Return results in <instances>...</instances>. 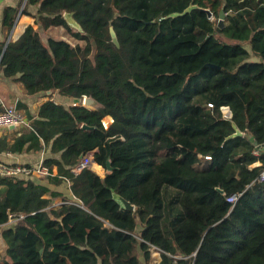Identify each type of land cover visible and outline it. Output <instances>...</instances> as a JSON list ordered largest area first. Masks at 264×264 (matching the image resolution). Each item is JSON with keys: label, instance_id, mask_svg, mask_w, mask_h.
<instances>
[{"label": "trees", "instance_id": "1", "mask_svg": "<svg viewBox=\"0 0 264 264\" xmlns=\"http://www.w3.org/2000/svg\"><path fill=\"white\" fill-rule=\"evenodd\" d=\"M18 13L4 8L7 32ZM20 13L77 43L29 24L0 41V72L73 103L18 102L28 124L0 136V155L47 150L56 170L0 176V264H141L137 248L146 262L160 250L155 264H264V0H25ZM85 153L103 176L71 172Z\"/></svg>", "mask_w": 264, "mask_h": 264}, {"label": "crops", "instance_id": "2", "mask_svg": "<svg viewBox=\"0 0 264 264\" xmlns=\"http://www.w3.org/2000/svg\"><path fill=\"white\" fill-rule=\"evenodd\" d=\"M25 2L24 0H0V41L5 38V36L10 37V39L15 40L17 39L20 34L23 32L24 28L31 24L33 27L40 29L38 24H35L34 17L29 14H17V17L15 19V23L12 27V29L7 32L6 28L2 25V19H3V10L6 6H19V11L23 8ZM28 11L32 14L36 12V6L31 5L28 7ZM9 39V40H10ZM53 99L55 102H60L64 106H68L71 103H73V100L69 97L60 95L57 91H46V92H39L35 94H26L21 87V85L14 80L12 77H4L2 72H0V101L9 104L17 106V103H23L26 105L27 109L31 111L32 113H35L38 110V107L42 102L47 100L48 98ZM21 112L24 113V109H19ZM115 111H112L110 113L114 117ZM25 114V113H24ZM109 115V114H107ZM112 117V120H113ZM112 120L109 122V124L112 122ZM103 123V122H102ZM105 127H108L109 125H105ZM15 129L10 128H0L1 135H11V131ZM50 153L47 150H41L39 152H28V153H22V154H10L7 153L6 155H0V159L7 161V162H16V163H35L40 160H43L46 156H49ZM97 164V163H96ZM99 165V164H97ZM101 166V165H100ZM54 173L56 170H53ZM98 173V172H97ZM105 173V171H104ZM104 173H98L100 176H103ZM62 200V197H57L54 199V204L60 203ZM141 226H139V229ZM0 243L3 244L5 247V244L3 242V239L1 237V229H0ZM151 260L149 262H146L143 257L138 256L140 259L141 264H155L159 262L161 258V252L158 249L151 248Z\"/></svg>", "mask_w": 264, "mask_h": 264}, {"label": "built area", "instance_id": "3", "mask_svg": "<svg viewBox=\"0 0 264 264\" xmlns=\"http://www.w3.org/2000/svg\"><path fill=\"white\" fill-rule=\"evenodd\" d=\"M1 102V101H0ZM2 108L0 109V128H9L13 126L17 128L19 126L28 124V120L23 112L18 110L14 105H9L1 102ZM225 109L223 115L225 117H230V110L228 107H222ZM254 153H257L256 151ZM208 157V156H206ZM96 164L93 159L92 153H85L79 157L76 163L70 168L71 172L76 175L80 173L83 169ZM50 168L43 163V160H40L35 163H15L9 164L3 161H0V176L6 177H17V176H29V177H48L53 174ZM259 181H264V170L261 171ZM240 193L230 194L226 200L230 203H234L239 197ZM16 218L10 217L9 222H14Z\"/></svg>", "mask_w": 264, "mask_h": 264}, {"label": "water", "instance_id": "4", "mask_svg": "<svg viewBox=\"0 0 264 264\" xmlns=\"http://www.w3.org/2000/svg\"><path fill=\"white\" fill-rule=\"evenodd\" d=\"M24 2H25V0H24ZM194 7H196V6H194V5H189V6L185 9V11L190 10L191 8H194ZM203 10H204L205 12H207V15H208L209 17L212 16L211 12H210L208 9H203ZM185 11H184V12H185ZM19 14H20V11H19L18 15H19ZM65 17H66V18H67V17L72 18L71 15L68 14V13H65ZM224 17H225V13L223 12V9H221L220 12H219V18H218V22H217V29H219L220 27L223 26V23H224V22H223ZM74 22H75V21H74ZM75 23H76V22H75ZM76 24H77V23H76ZM77 25H78V24H77ZM109 32H110L111 40H112L116 45H118V40H117V37H116V33H115V31H114V29H113L112 26L109 27ZM9 39H10V37H8L7 41H8ZM48 92H50V91H48ZM81 103H82V105H84V106H86V107H89V108H93V107H95V106L98 105L97 100L94 99V98L91 97V96H84V97L82 98ZM233 126H234L235 131H234L231 135H229L228 138H230V137H234V136H237V135H241V134H242V132H241V131H240L235 125H233ZM9 128H10V129H13L14 127H13V126H10ZM0 135H1V131H0ZM255 144H257L256 141H255ZM262 146H264V145H257V149L261 148ZM108 169H110V166H108ZM113 196H114V198H116V199L121 203V205H122L123 207L128 208V209H133V208H134L133 204H132L130 201H128V200H126L125 198H123L122 196H120V195H118V194H116V193H114Z\"/></svg>", "mask_w": 264, "mask_h": 264}, {"label": "rangeland", "instance_id": "5", "mask_svg": "<svg viewBox=\"0 0 264 264\" xmlns=\"http://www.w3.org/2000/svg\"><path fill=\"white\" fill-rule=\"evenodd\" d=\"M67 21L69 23V25L72 27L73 30H77L78 29V25L74 22L73 18L67 17ZM39 32L41 34V37L44 41L47 40L48 36H53L56 38H60V39H65L67 41H69L70 43L74 44L77 43V40L73 39L68 32L66 31L65 28H63L62 26H51L48 29H39ZM79 44L84 45L85 41L84 40H79L78 41ZM92 57V56H91ZM222 112L225 113V109L222 108ZM102 168V170H101ZM92 169L97 173H104V167H100L97 164H94L92 166ZM10 223V222H9ZM5 251V247L3 246L2 243H0V252L3 255ZM137 255L138 256H142V252L140 249L137 248Z\"/></svg>", "mask_w": 264, "mask_h": 264}, {"label": "bare ground", "instance_id": "6", "mask_svg": "<svg viewBox=\"0 0 264 264\" xmlns=\"http://www.w3.org/2000/svg\"><path fill=\"white\" fill-rule=\"evenodd\" d=\"M99 166V165H98Z\"/></svg>", "mask_w": 264, "mask_h": 264}]
</instances>
